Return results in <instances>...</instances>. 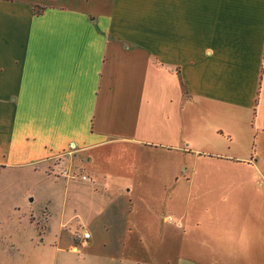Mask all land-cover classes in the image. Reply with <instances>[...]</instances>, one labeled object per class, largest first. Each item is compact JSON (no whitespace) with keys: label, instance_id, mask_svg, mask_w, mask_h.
<instances>
[{"label":"crops","instance_id":"crops-1","mask_svg":"<svg viewBox=\"0 0 264 264\" xmlns=\"http://www.w3.org/2000/svg\"><path fill=\"white\" fill-rule=\"evenodd\" d=\"M45 1L0 0V168L109 161L135 264H264V0Z\"/></svg>","mask_w":264,"mask_h":264},{"label":"rangeland","instance_id":"rangeland-1","mask_svg":"<svg viewBox=\"0 0 264 264\" xmlns=\"http://www.w3.org/2000/svg\"><path fill=\"white\" fill-rule=\"evenodd\" d=\"M252 148L247 145L232 152L246 154ZM154 153L145 151L136 159L125 157L119 162L126 161L128 167L159 162ZM109 163L71 153L35 162L33 168H0V264H135L153 259L150 243L154 241L145 243L134 234L114 239L113 234L106 235L104 226L111 223L106 217L89 226L94 218L91 203L112 197L94 176L107 174L113 167ZM120 230L128 231V225L124 223ZM87 231L90 236L85 238Z\"/></svg>","mask_w":264,"mask_h":264},{"label":"built area","instance_id":"built-area-1","mask_svg":"<svg viewBox=\"0 0 264 264\" xmlns=\"http://www.w3.org/2000/svg\"><path fill=\"white\" fill-rule=\"evenodd\" d=\"M90 235L88 233L85 234V238H88Z\"/></svg>","mask_w":264,"mask_h":264}]
</instances>
